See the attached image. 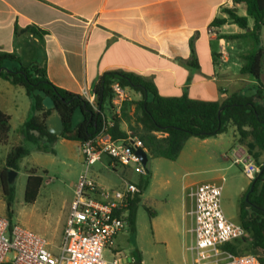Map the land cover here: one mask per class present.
I'll return each mask as SVG.
<instances>
[{
    "label": "crops",
    "instance_id": "obj_1",
    "mask_svg": "<svg viewBox=\"0 0 264 264\" xmlns=\"http://www.w3.org/2000/svg\"><path fill=\"white\" fill-rule=\"evenodd\" d=\"M234 7L233 0H0V52L17 54L24 65L39 63L53 85L78 95L82 91L94 95L105 72L124 71L151 82L162 97L222 102L231 95L256 93V80L241 73L238 40L221 37L243 31L230 22L211 25L214 18L227 16L223 8ZM236 12L246 16L241 5H236ZM28 25L44 33L15 34V28ZM247 25L253 26L248 16ZM259 46L264 47V28ZM260 78L264 84L262 71ZM127 89L128 101L141 98L139 91ZM109 108L107 102L104 115L109 114ZM0 109L9 116L10 130L3 146L6 155L13 145L26 142L20 127L34 112L24 88L2 77ZM127 111L132 114L134 105ZM118 127L121 133L129 131L124 120ZM232 128L236 157L253 160L246 142H240ZM257 156L261 163L264 154ZM117 174L120 182L116 187L124 178ZM68 207L61 222V238ZM57 247L53 250L49 243L52 252ZM127 258L134 264L133 258Z\"/></svg>",
    "mask_w": 264,
    "mask_h": 264
},
{
    "label": "trees",
    "instance_id": "obj_2",
    "mask_svg": "<svg viewBox=\"0 0 264 264\" xmlns=\"http://www.w3.org/2000/svg\"><path fill=\"white\" fill-rule=\"evenodd\" d=\"M233 2L234 8H223L227 16L214 18L211 25L220 27L230 22L243 31L238 34L221 35V37L225 40H238L237 47L242 48L239 53L242 62L240 70L241 73L256 80L254 95H231L222 102L198 101L186 96L167 98L160 96L151 82L134 73L109 71L101 76L93 90L97 106L100 105V110L96 113L97 110H94L82 96L53 85L39 63L31 62L24 65L13 52H0V77L24 88L32 102L34 113L23 122L20 130L26 143L36 150L50 151L49 145L58 136L47 131L45 119L50 114V110L44 108L40 96L34 95V89L45 91L54 100L58 114L64 123L60 137L79 143L98 132L103 106L107 102L110 104V86L113 82L116 81L125 88L139 91L141 98L138 101H125L120 115H112L113 126L110 133L113 137L124 136L126 133H121L118 125L122 120L126 121L128 130L141 141L151 158L175 160L188 138L203 139L216 136L226 131L228 125L234 126L239 141L246 142L248 153L256 163L261 164V167L260 173L251 180L239 205V221L246 229L248 236L227 242L222 245V248L234 254L253 253L258 257L260 264H264V160L260 163L257 156V154H264V84L260 78L264 47L259 46L261 31L264 28V0H233ZM236 5L243 6L246 16L237 14ZM247 16L253 19L251 28L247 25ZM14 31L15 34L28 33L31 36H40L44 33L35 25H28L24 29L15 28ZM9 63L12 64L10 67L7 66ZM131 104L134 105V111L129 114L127 109ZM75 111H78L81 116L77 123L72 122ZM9 130V116L0 109V144L7 142ZM30 147L23 144L13 145L4 158V167L0 172V186L9 220L12 217L14 185L7 182V172L10 169H17L19 161L30 153ZM113 170L131 180L130 176L133 172L129 167L117 164ZM139 177L136 183L142 192L147 182L141 175ZM41 184L42 177L36 174V169H29L24 188L26 203L35 201ZM138 200L139 196L136 197L129 213L131 230L135 228ZM134 264H141V262L138 260Z\"/></svg>",
    "mask_w": 264,
    "mask_h": 264
},
{
    "label": "rangeland",
    "instance_id": "obj_3",
    "mask_svg": "<svg viewBox=\"0 0 264 264\" xmlns=\"http://www.w3.org/2000/svg\"><path fill=\"white\" fill-rule=\"evenodd\" d=\"M80 119L79 112L75 111L72 122L77 123ZM232 127L228 125L221 136L207 137V140L188 138L175 160L148 155V173L142 176L147 183L136 203L135 228L127 227L118 234L116 250L135 261L140 260L141 264H188L190 254L185 246L190 244L191 235L188 232L190 216L186 211L190 209L191 201L187 194L189 187L198 183L221 184L222 210L233 222L239 221V205L251 180L242 172V164L234 162L237 157L233 151ZM12 136H16L14 130ZM22 144L30 146L26 142ZM1 146L0 172L6 156L4 144ZM49 148L50 151L32 149L19 161L13 180L10 220L40 234L56 250L66 206L72 200L74 185L85 162L80 143L75 140L58 136ZM107 163V157L103 156L91 167L90 174L102 186L116 187L120 182L117 171L108 168ZM31 168L42 177V184L35 201L26 203L24 188ZM130 178L138 182L140 177L132 173ZM0 214L7 216L1 186ZM110 254L105 251V258L110 259ZM10 259L9 253L7 260Z\"/></svg>",
    "mask_w": 264,
    "mask_h": 264
},
{
    "label": "built area",
    "instance_id": "obj_4",
    "mask_svg": "<svg viewBox=\"0 0 264 264\" xmlns=\"http://www.w3.org/2000/svg\"><path fill=\"white\" fill-rule=\"evenodd\" d=\"M110 110L101 115L98 132L80 143L85 168L78 175L73 197L65 218L62 238L56 252L40 234L12 223L0 214V263L9 264H129L127 256L115 249V239L129 226V213L141 188L136 182L123 178L117 187L100 185L90 174L91 167L103 156L109 159L107 167L115 165L129 167L134 174L146 172L136 153L138 148L147 149L141 141L128 131L122 137H113L112 115L119 116L123 103L129 100L128 89L118 82L111 84ZM94 110L98 106L94 95L86 91L80 94ZM235 163L242 164V172L254 179L261 164L250 158L237 157ZM191 201L187 214L190 216L191 241L188 264H260L253 253L234 254L222 248L227 242L244 239L246 229L230 220L221 207L222 185L211 182L189 187ZM110 252V259L104 252ZM11 259L7 260V255Z\"/></svg>",
    "mask_w": 264,
    "mask_h": 264
},
{
    "label": "water",
    "instance_id": "obj_5",
    "mask_svg": "<svg viewBox=\"0 0 264 264\" xmlns=\"http://www.w3.org/2000/svg\"><path fill=\"white\" fill-rule=\"evenodd\" d=\"M248 92H247V94H248ZM33 93H34V95L40 96L42 99L41 102H42V105L44 106V108L50 110V114L45 119V125H46L47 131L52 135L60 136L63 132V129H64V123L58 114V110H57V107H56L54 100L49 95H47L45 93V91H43L41 89H34ZM99 110H100V105H99L98 111H96V113H98ZM136 153L140 158L141 164L144 167L145 172L148 173V170L146 168V163L148 160V154L141 148H138L136 150ZM259 173H260V171H259ZM14 176H15V170H13V169L8 170L7 182L9 184L13 182Z\"/></svg>",
    "mask_w": 264,
    "mask_h": 264
},
{
    "label": "flooded vegetation",
    "instance_id": "obj_6",
    "mask_svg": "<svg viewBox=\"0 0 264 264\" xmlns=\"http://www.w3.org/2000/svg\"><path fill=\"white\" fill-rule=\"evenodd\" d=\"M133 260L135 261V259L133 258ZM136 262V261H135Z\"/></svg>",
    "mask_w": 264,
    "mask_h": 264
}]
</instances>
